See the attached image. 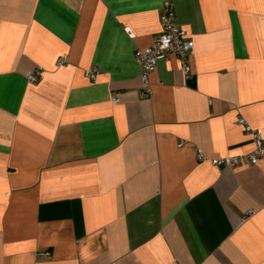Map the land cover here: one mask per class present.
Instances as JSON below:
<instances>
[{
    "label": "crops",
    "instance_id": "obj_1",
    "mask_svg": "<svg viewBox=\"0 0 264 264\" xmlns=\"http://www.w3.org/2000/svg\"><path fill=\"white\" fill-rule=\"evenodd\" d=\"M165 2L192 77L143 96ZM240 116L264 135V0H0V264H264V158H196L250 152Z\"/></svg>",
    "mask_w": 264,
    "mask_h": 264
},
{
    "label": "built area",
    "instance_id": "obj_2",
    "mask_svg": "<svg viewBox=\"0 0 264 264\" xmlns=\"http://www.w3.org/2000/svg\"><path fill=\"white\" fill-rule=\"evenodd\" d=\"M160 25L161 30L154 37L152 43L146 47H138L134 51V59L141 69L140 79L143 86V96H150V75L155 70L158 62L168 55H174L178 58L181 70L186 78L192 77L190 55L194 47V42L189 32L177 24L173 7L169 2H165L163 5L160 15ZM65 59V57H58L56 59V66H62L65 63ZM97 73L96 69H89L85 72L88 78L93 82L96 80ZM43 74L44 69L36 67L26 74V78L28 82H35L41 79ZM112 99L114 100L115 98L112 97ZM236 125L247 135L251 136L254 146L250 152L246 154L208 158L200 149H197V160L203 162L207 161L214 166L232 168L241 164L254 165L264 158V135H262L261 131L253 128L241 116L237 118ZM43 255H48V252H45Z\"/></svg>",
    "mask_w": 264,
    "mask_h": 264
}]
</instances>
